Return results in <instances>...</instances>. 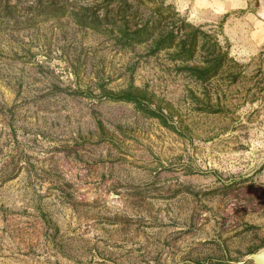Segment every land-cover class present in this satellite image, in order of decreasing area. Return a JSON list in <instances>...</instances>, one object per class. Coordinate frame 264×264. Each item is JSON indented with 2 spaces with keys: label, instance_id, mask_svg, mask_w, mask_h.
Listing matches in <instances>:
<instances>
[{
  "label": "rangeland",
  "instance_id": "1",
  "mask_svg": "<svg viewBox=\"0 0 264 264\" xmlns=\"http://www.w3.org/2000/svg\"><path fill=\"white\" fill-rule=\"evenodd\" d=\"M0 264H264V0H0Z\"/></svg>",
  "mask_w": 264,
  "mask_h": 264
}]
</instances>
